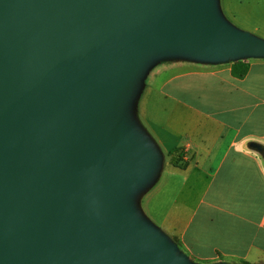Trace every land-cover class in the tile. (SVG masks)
<instances>
[{
	"label": "water",
	"instance_id": "water-1",
	"mask_svg": "<svg viewBox=\"0 0 264 264\" xmlns=\"http://www.w3.org/2000/svg\"><path fill=\"white\" fill-rule=\"evenodd\" d=\"M158 54L264 42L216 0H0V264H192L130 202L158 156L125 111Z\"/></svg>",
	"mask_w": 264,
	"mask_h": 264
},
{
	"label": "crops",
	"instance_id": "crops-1",
	"mask_svg": "<svg viewBox=\"0 0 264 264\" xmlns=\"http://www.w3.org/2000/svg\"><path fill=\"white\" fill-rule=\"evenodd\" d=\"M247 62L243 80L232 65L169 62L128 99V124L158 156L132 208L189 260L264 264V157L251 146L264 147V59Z\"/></svg>",
	"mask_w": 264,
	"mask_h": 264
},
{
	"label": "rangeland",
	"instance_id": "rangeland-1",
	"mask_svg": "<svg viewBox=\"0 0 264 264\" xmlns=\"http://www.w3.org/2000/svg\"><path fill=\"white\" fill-rule=\"evenodd\" d=\"M216 7L220 14V20L227 24L232 30L236 32L248 33L254 39L264 42V0H216ZM262 59H264V56L245 55L236 59L214 62V64L218 66H229L237 60L255 61ZM149 61L150 62L147 64V68L141 76L142 79L146 78L145 76H151L150 74L157 72L169 62H188L195 64V66H205L210 64L201 63L204 61L183 54H158L153 56ZM160 79L161 77L159 80ZM188 80L189 79L187 78L184 81ZM148 81L150 80L148 79ZM159 159L162 160V163L165 160L164 155H161V151ZM168 161L169 160L167 159V162ZM190 262L192 264H231L230 261L204 263L193 259H191Z\"/></svg>",
	"mask_w": 264,
	"mask_h": 264
},
{
	"label": "trees",
	"instance_id": "trees-1",
	"mask_svg": "<svg viewBox=\"0 0 264 264\" xmlns=\"http://www.w3.org/2000/svg\"><path fill=\"white\" fill-rule=\"evenodd\" d=\"M250 63H248L247 61H242V60H237L232 64V75L234 78L237 79H245L246 76L248 75L249 71H250ZM170 157H171V161L172 164L175 167H180V168H184L186 166L185 161L184 160V152L182 149H178L176 151H173L170 153ZM233 264H249L248 262L245 261H241L238 263H233Z\"/></svg>",
	"mask_w": 264,
	"mask_h": 264
},
{
	"label": "built area",
	"instance_id": "built-area-1",
	"mask_svg": "<svg viewBox=\"0 0 264 264\" xmlns=\"http://www.w3.org/2000/svg\"><path fill=\"white\" fill-rule=\"evenodd\" d=\"M183 162H184V160H183Z\"/></svg>",
	"mask_w": 264,
	"mask_h": 264
}]
</instances>
